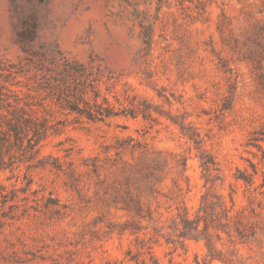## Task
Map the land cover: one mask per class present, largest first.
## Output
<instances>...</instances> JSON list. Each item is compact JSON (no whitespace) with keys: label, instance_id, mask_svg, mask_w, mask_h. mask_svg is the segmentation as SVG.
Returning a JSON list of instances; mask_svg holds the SVG:
<instances>
[{"label":"rangeland","instance_id":"rangeland-1","mask_svg":"<svg viewBox=\"0 0 264 264\" xmlns=\"http://www.w3.org/2000/svg\"><path fill=\"white\" fill-rule=\"evenodd\" d=\"M0 264H264V0H0Z\"/></svg>","mask_w":264,"mask_h":264}]
</instances>
